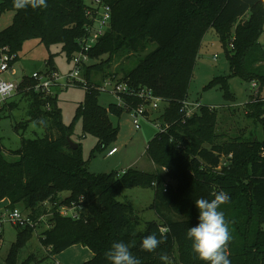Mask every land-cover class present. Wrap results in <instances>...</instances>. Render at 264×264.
Here are the masks:
<instances>
[{
    "label": "trees",
    "instance_id": "1",
    "mask_svg": "<svg viewBox=\"0 0 264 264\" xmlns=\"http://www.w3.org/2000/svg\"><path fill=\"white\" fill-rule=\"evenodd\" d=\"M46 3V8L17 10L13 0H0V14L13 13L11 23L0 30V47H9L16 55L14 63L22 44L30 39L47 49L60 45L68 61L79 50L78 41L90 23L87 5L83 0ZM109 5V28L88 53L92 63L82 67L87 89L74 119H81L82 132L95 136L97 147L103 149L118 130L111 125L109 115L120 117L126 108L116 103L107 108L98 104L100 92L90 85L92 73L151 91L166 102L162 119L169 123L146 147L156 170L89 173L80 146L72 150L67 143L71 126L61 121L59 88L35 92V81L24 76L17 94L28 96L29 121L45 131L42 138L22 139L20 148L9 153L10 159L0 144V202H8L7 210L21 205L33 220L50 216L49 227L39 240L51 255L81 245L92 253L81 264H110L104 253L112 243L134 240L130 251L142 264H161L159 254L170 256L174 250L182 264H205L195 257L186 233L198 223L195 199L211 200V193L223 190L230 196L220 210L232 235L231 264H264V103L260 97L264 89V43L260 42L264 4L261 0H110ZM209 28L216 30L225 48L229 73L214 77L208 87L218 86L226 100H233L231 78L256 82L257 95L246 103L245 118L262 127V140L250 135L218 141L216 108L201 104L190 118L181 113L198 50ZM149 44H154V49L121 78L108 71L114 58L141 54ZM230 44L231 49L227 48ZM50 61L51 55L45 61L46 68L54 71ZM122 99L129 108L142 103L125 96ZM13 107L8 103L0 106V120L2 111ZM221 159L228 165H221ZM132 188L153 189L150 209L160 223L148 222L143 231H136L138 222L131 206L116 200L123 190ZM61 192L68 193L63 200L58 198ZM61 207H74L75 218L62 216ZM16 229L12 251L34 231L28 226ZM153 233L163 242L155 253L142 251V239Z\"/></svg>",
    "mask_w": 264,
    "mask_h": 264
},
{
    "label": "rangeland",
    "instance_id": "2",
    "mask_svg": "<svg viewBox=\"0 0 264 264\" xmlns=\"http://www.w3.org/2000/svg\"><path fill=\"white\" fill-rule=\"evenodd\" d=\"M89 5L90 0H83ZM13 13L4 12L0 14V30L11 23ZM260 42L264 43V30L260 37ZM154 44H149L141 54H129L124 57H116L112 61L109 72L116 73V77L121 78L123 72L134 67L138 59L154 49ZM228 48V46H227ZM51 55V67L54 68L58 77H65L69 70L73 68L72 61H68L65 54L61 52L60 45H53L47 49L36 39L26 40L17 53L18 60L13 67L4 73L3 79L18 83L22 77H32L34 74L42 75L51 69L46 68L45 61ZM213 57H216L213 59ZM105 59V57H103ZM92 63L89 61L87 64ZM53 72V71H52ZM229 73L228 61L225 48L222 45L219 35L214 28H209L205 32L195 61V66L187 89V100L190 102L199 101L200 104L208 107H215L218 111L217 132L221 135L218 141L235 139L238 136L248 137L252 135L257 140H262L263 131L259 124H254L245 118L246 103L255 96L250 83L239 78L229 80L233 100H226L223 92L218 86L208 87L214 77L227 76ZM49 75V74H47ZM91 87L98 88L103 85V75L92 73ZM62 88L56 91L57 106L60 109L61 121L65 126H71L70 140L80 146L82 158L86 161V167L92 174H107L112 171L121 174L128 169H137L143 172L153 173L156 167L147 157L145 151L148 142L157 133V125L165 123L162 115L167 107L166 102L160 101L157 107L149 111L148 120L139 118L140 128H134L132 115L127 110H123L120 117L109 115L110 123L117 127V133L108 145L101 149L97 147V139L91 134L82 132L81 119H74L76 109L84 101L85 91L83 87L70 85L65 87L66 80H59ZM97 96L98 104L102 108H107L110 103L117 104V97L113 94V83L104 86ZM264 98V89L261 92ZM8 104L14 105L9 110H3L0 120V144L4 153L10 159V152L20 148L22 139H35L44 136V127L34 121H29L28 115L30 101L28 96L15 94L7 100ZM169 125V123H165ZM116 149L113 156H107L112 149ZM221 165L225 166V160L221 159ZM172 183V182H171ZM68 196L67 192H61L58 198L63 200ZM153 189L132 188L121 192L116 200L121 203H128L133 210V217L137 220L136 231H143L148 222L160 223L154 210L150 209L153 202ZM23 215L27 214L22 206H16ZM171 218H178L177 215L167 213ZM6 211H0V264H81L92 257L91 251L81 245H73L57 255H51L48 248L40 243V234L48 229L50 216L43 217L35 226L30 236L12 251L13 245L17 241L18 231L5 220ZM264 230V223L262 225ZM169 259L172 264H182L178 253L174 250ZM161 264L163 262L161 261Z\"/></svg>",
    "mask_w": 264,
    "mask_h": 264
},
{
    "label": "built area",
    "instance_id": "3",
    "mask_svg": "<svg viewBox=\"0 0 264 264\" xmlns=\"http://www.w3.org/2000/svg\"><path fill=\"white\" fill-rule=\"evenodd\" d=\"M110 0H90L89 5L86 7V14L90 19V23L85 28L84 36L78 41L79 50L72 56L71 61L73 63V68L68 71L65 77H58L55 74V71H47L42 75L34 74L32 79L35 81L34 91L35 92H45L48 91L52 86H56L59 89L62 88V85L59 83V80H66L65 87L70 85L80 86L84 89H87V81L82 76V67L86 65L90 60L88 53L98 42L99 38L109 28V23L111 19V8L109 5ZM229 49L232 48L231 44L228 46ZM264 51V48H263ZM16 55L12 53L8 46L0 47V106L7 103V100L17 94L19 83H14L7 81L2 78L4 73L9 71L13 65ZM216 57H213L215 59ZM49 74V75H47ZM108 81V83H113V94L117 97V104L126 108L128 112L132 115L133 124L135 129L140 128L139 118L144 117L148 120L149 111L146 107L150 106L152 109L157 107V104L162 101L160 98L155 97L151 91L146 89L137 90L132 87H129L125 82ZM108 83H103V85L95 88L99 92L104 91L105 85ZM250 86L255 93V96L258 91V86L256 82H251ZM135 98L142 103L136 105L135 107L129 108L126 106L122 97ZM264 103V98H262ZM201 104L199 101L190 102L187 99L184 100L181 104V113L183 117L190 118L199 110ZM215 108V107H210ZM168 125L163 123L157 125V130L159 132H164L167 129ZM116 153V149H111L107 156H113ZM59 213L62 216H70L75 218L74 207L65 208L61 207ZM49 216V215H45ZM45 216L39 217L37 220H33L27 214L23 215L22 212L14 208L12 210L6 211V216L4 217L7 222H9L15 228L30 227L35 228L37 223ZM1 224V221H0ZM49 227V226H48ZM58 264V263H56Z\"/></svg>",
    "mask_w": 264,
    "mask_h": 264
},
{
    "label": "clouds",
    "instance_id": "4",
    "mask_svg": "<svg viewBox=\"0 0 264 264\" xmlns=\"http://www.w3.org/2000/svg\"><path fill=\"white\" fill-rule=\"evenodd\" d=\"M264 4V0H261ZM13 6L17 10L31 7L32 9L46 8V0H13ZM213 199L204 197L195 199V207L198 209V223L189 227L186 238L191 243V250L195 257L205 264H231L229 259V244L232 240L229 222L220 206L230 201V196L225 191L211 193ZM163 242L156 234H149L142 239L140 249L155 253ZM135 246V241L128 243L123 241L113 242L110 249L104 255L110 264H142L141 259L134 256L130 249ZM159 259L163 264H172L166 253H160Z\"/></svg>",
    "mask_w": 264,
    "mask_h": 264
},
{
    "label": "water",
    "instance_id": "5",
    "mask_svg": "<svg viewBox=\"0 0 264 264\" xmlns=\"http://www.w3.org/2000/svg\"><path fill=\"white\" fill-rule=\"evenodd\" d=\"M257 95V94H256ZM67 143L69 145V147L72 149V150H76L78 148V145L76 143H73L70 138H67Z\"/></svg>",
    "mask_w": 264,
    "mask_h": 264
},
{
    "label": "crops",
    "instance_id": "6",
    "mask_svg": "<svg viewBox=\"0 0 264 264\" xmlns=\"http://www.w3.org/2000/svg\"><path fill=\"white\" fill-rule=\"evenodd\" d=\"M7 205H8V202L6 201V200H3V201H1L0 202V211L2 210V209H4L5 211H7ZM18 206H21V205H18ZM56 263H58V262H56ZM59 264V263H58Z\"/></svg>",
    "mask_w": 264,
    "mask_h": 264
}]
</instances>
